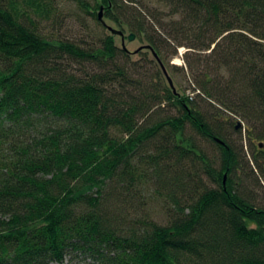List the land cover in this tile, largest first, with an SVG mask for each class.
I'll list each match as a JSON object with an SVG mask.
<instances>
[{
  "label": "trees",
  "instance_id": "1",
  "mask_svg": "<svg viewBox=\"0 0 264 264\" xmlns=\"http://www.w3.org/2000/svg\"><path fill=\"white\" fill-rule=\"evenodd\" d=\"M47 5L0 0V264H264V205L240 191L243 165L222 128L170 85L159 101L178 114L145 123L149 107L110 66L129 54L115 34L94 48L45 36L36 21ZM101 6L164 65L166 44L171 57L185 47L197 96L264 140V0H93L97 20ZM62 55L101 71L71 73ZM252 160L263 174L264 141ZM153 178L165 223L142 211Z\"/></svg>",
  "mask_w": 264,
  "mask_h": 264
},
{
  "label": "rangeland",
  "instance_id": "2",
  "mask_svg": "<svg viewBox=\"0 0 264 264\" xmlns=\"http://www.w3.org/2000/svg\"><path fill=\"white\" fill-rule=\"evenodd\" d=\"M47 2L48 5L43 17L36 21L38 31L45 36L69 40L84 48H94L101 43L105 35L112 33L91 15L90 10L92 9L93 0H47ZM106 22L107 25L119 29L113 22L109 20H106ZM131 33L134 34L133 31L127 28L124 31L123 43L129 53L128 56L118 55L115 62L110 66L112 69H116L118 66L127 73L128 82L123 83L125 90L130 91L134 98L149 107L145 123L155 122L166 116L178 114L175 106L166 101H159L164 96V87L169 85L167 77L151 51L145 48L147 42L144 39L134 35L133 40H128L127 37ZM115 40L119 47L122 46L120 35L115 34ZM167 48L166 44L163 49V59L167 72L173 81L175 91L183 92L194 98L195 106L201 110L205 119L212 126L222 128L221 133L235 146L243 165V169L237 173L238 176L235 178L242 182V185H238L240 191L253 203L264 205V163L261 168L262 174L252 160V152H256L258 143L264 140L254 137V135H252V140L248 139L244 127L246 125L245 121L234 116H230L232 118L227 117L228 113L221 110L218 105L204 98L202 94L197 96L199 90H194L193 76L184 61L183 55L187 49L180 47L177 51L178 54L171 57V50ZM58 60L56 61L57 64L74 74L84 75L90 71H101L96 65H92L87 61L76 62L68 55H62V58ZM238 122L241 123L240 132L233 128V125ZM186 134L193 137L199 148L210 158H218V149L212 142L202 138L190 127L186 129ZM196 166H200V163L198 162ZM194 170L198 171L196 179L209 184L208 177L201 170L197 168ZM245 171L249 173L247 180L244 175ZM241 178L243 179L241 180ZM141 190L143 201H146L142 207L143 214H150L154 220L165 223L167 221V206L162 203V199L155 192V190H158L156 179H149L147 183L143 184ZM138 212L141 211L138 210ZM137 214L135 212V215ZM80 259L83 263L88 264L90 262L89 259H84L82 256H80ZM61 264H70L69 258H66Z\"/></svg>",
  "mask_w": 264,
  "mask_h": 264
},
{
  "label": "water",
  "instance_id": "3",
  "mask_svg": "<svg viewBox=\"0 0 264 264\" xmlns=\"http://www.w3.org/2000/svg\"><path fill=\"white\" fill-rule=\"evenodd\" d=\"M98 19L113 33V34H117V35H120L121 38H122V46L124 47V33L122 30L120 29H115L109 25H107V23L104 21L103 19V6H101L100 10H99V13H98ZM134 38V34H129L128 35V40H133ZM145 48L149 49L151 51V53L153 54L154 58L157 60V62L159 63L163 73L165 74V76L167 77V80H168V83L169 85L173 88V90L175 91V88H174V85H173V81L171 79V77L169 76L168 72H167V69L165 67V65L163 64V62L161 61V59L159 58L158 54L155 52V50L150 46V45H145ZM241 126V123L238 122L237 126ZM218 141H220L222 143L221 140L217 139ZM262 146V144L260 145Z\"/></svg>",
  "mask_w": 264,
  "mask_h": 264
}]
</instances>
